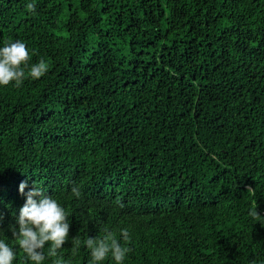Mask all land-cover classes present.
I'll list each match as a JSON object with an SVG mask.
<instances>
[{
    "label": "trees",
    "instance_id": "trees-1",
    "mask_svg": "<svg viewBox=\"0 0 264 264\" xmlns=\"http://www.w3.org/2000/svg\"><path fill=\"white\" fill-rule=\"evenodd\" d=\"M26 2L0 0V45L50 68L0 87L15 264L21 182L65 207L62 264H88L75 240L104 227L129 230L125 264H264V0Z\"/></svg>",
    "mask_w": 264,
    "mask_h": 264
},
{
    "label": "clouds",
    "instance_id": "clouds-1",
    "mask_svg": "<svg viewBox=\"0 0 264 264\" xmlns=\"http://www.w3.org/2000/svg\"><path fill=\"white\" fill-rule=\"evenodd\" d=\"M24 10L29 15H36L37 0H27ZM49 68V63L43 58L32 63L30 51L21 40L0 45V87H20L25 80H39L48 73ZM27 187L25 182L19 185V191L26 199L15 216V226H10L13 240L24 254V264H45L46 260H52V264H62L63 258L59 256V250L69 235L68 213L43 188L34 185L25 193ZM71 194L79 199V187H72ZM249 214L256 221H264V217L259 216L256 210ZM3 224L4 217L0 215V264H15L17 247H13L6 237ZM102 232L101 237H88L82 242L75 240L73 254L83 243L89 252L88 264H104L106 260H111L112 264H125L131 251L126 246L131 239L129 230L121 228L119 238L107 227Z\"/></svg>",
    "mask_w": 264,
    "mask_h": 264
}]
</instances>
